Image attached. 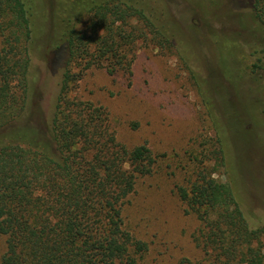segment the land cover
<instances>
[{"label":"rangeland","instance_id":"rangeland-1","mask_svg":"<svg viewBox=\"0 0 264 264\" xmlns=\"http://www.w3.org/2000/svg\"><path fill=\"white\" fill-rule=\"evenodd\" d=\"M33 1L23 118L46 128L57 105L54 113L67 126L66 116L70 122L84 108L95 110L90 117L97 131L128 150L145 145L156 158L120 207L123 229L147 245L142 254L133 252L138 264H207L194 241L201 223L177 192L200 173L232 187L251 229L264 225V65L255 66L264 54L255 0H145L152 19L172 35L173 47L138 43L130 83L102 66L68 64L66 106L56 101L63 71L48 63L59 10L53 16V0ZM66 1L59 0V9ZM15 45L11 54L20 63L23 49ZM5 46L0 29V52ZM18 78L11 87L20 97ZM17 98L0 111V123L18 116ZM217 139L225 166L214 170L210 152ZM5 252L6 236L0 234V260Z\"/></svg>","mask_w":264,"mask_h":264},{"label":"trees","instance_id":"trees-1","mask_svg":"<svg viewBox=\"0 0 264 264\" xmlns=\"http://www.w3.org/2000/svg\"><path fill=\"white\" fill-rule=\"evenodd\" d=\"M53 1L52 15L59 10V19L48 63L63 71L56 100L63 106L68 104L62 94L68 64L102 66L130 83L138 43L163 49L174 45L172 35L147 12L145 0H67L60 9L59 0ZM254 10L264 54L259 0ZM35 15L33 0H0L6 42L0 52V111L18 97V116L0 123V234L6 236L0 264H138L133 252L142 254L147 245L123 229L120 207L133 192L135 178L149 174L156 158L145 145L128 150L97 131L100 126L90 117L95 110L84 108L70 122L66 116L67 126L54 113L57 105L46 128L23 118ZM16 43L23 49L20 63L11 54ZM258 61L257 69L264 65ZM15 75L20 97L11 87ZM221 143L217 139L210 152L214 170L225 166ZM177 192L201 223L194 241L207 264H264V225L249 227L229 184L204 172Z\"/></svg>","mask_w":264,"mask_h":264},{"label":"flooded vegetation","instance_id":"flooded-vegetation-1","mask_svg":"<svg viewBox=\"0 0 264 264\" xmlns=\"http://www.w3.org/2000/svg\"><path fill=\"white\" fill-rule=\"evenodd\" d=\"M30 65H31V61H30Z\"/></svg>","mask_w":264,"mask_h":264}]
</instances>
